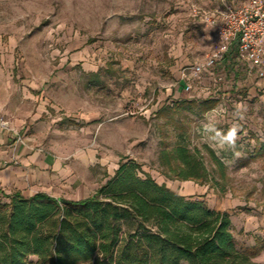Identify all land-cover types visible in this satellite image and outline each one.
<instances>
[{
  "label": "rangeland",
  "instance_id": "374dc122",
  "mask_svg": "<svg viewBox=\"0 0 264 264\" xmlns=\"http://www.w3.org/2000/svg\"><path fill=\"white\" fill-rule=\"evenodd\" d=\"M220 1L0 0L5 120L28 135L41 124L55 148L49 151L77 164L85 194L98 190L122 162L194 200L207 203L215 193L259 202L264 96L248 101L234 93L226 104L214 100L208 108L204 98L174 87L176 46L203 56L215 44V30L193 18L191 6L216 9ZM177 145L204 159L207 183L176 176L171 154ZM9 201L0 193V203Z\"/></svg>",
  "mask_w": 264,
  "mask_h": 264
},
{
  "label": "trees",
  "instance_id": "16d2710c",
  "mask_svg": "<svg viewBox=\"0 0 264 264\" xmlns=\"http://www.w3.org/2000/svg\"><path fill=\"white\" fill-rule=\"evenodd\" d=\"M213 103L204 102L208 108ZM171 158L180 180L208 182L209 167L188 146L177 145ZM138 171L136 164L121 162L80 200L3 194L10 201L0 203V264H262L255 260L257 250L236 244L229 213Z\"/></svg>",
  "mask_w": 264,
  "mask_h": 264
},
{
  "label": "built area",
  "instance_id": "2783aa9c",
  "mask_svg": "<svg viewBox=\"0 0 264 264\" xmlns=\"http://www.w3.org/2000/svg\"><path fill=\"white\" fill-rule=\"evenodd\" d=\"M191 15L215 30V44L203 56L176 46L171 56L177 64L174 87L193 98L221 101L234 93L245 100L262 95L264 80V0H224L223 7L191 6ZM0 130L13 129L0 107Z\"/></svg>",
  "mask_w": 264,
  "mask_h": 264
},
{
  "label": "crops",
  "instance_id": "0c3cea01",
  "mask_svg": "<svg viewBox=\"0 0 264 264\" xmlns=\"http://www.w3.org/2000/svg\"><path fill=\"white\" fill-rule=\"evenodd\" d=\"M220 2L218 9L223 7L224 0ZM176 73L175 80L178 70ZM260 83L264 88V80ZM263 96L264 89L262 95L257 98L261 99ZM228 100L229 98L227 102ZM12 129L11 132L0 130L1 194L12 196L20 193L29 198L37 193H45L69 200H80L91 196V193H84L83 182L75 176L77 164L73 161L67 163L60 153L49 151L55 148L50 147L49 142L42 135L41 124L35 125L36 133L33 135H28L27 131L21 133ZM86 162L89 161L86 159ZM70 192L73 195H70ZM204 193L203 191L202 194ZM211 194L214 198L207 199V206L230 214L231 230L237 245L239 247L245 245L257 250L255 260L264 264V193H261L260 201L256 203L253 200L240 198L235 200L219 197L215 193ZM211 194L208 193V196Z\"/></svg>",
  "mask_w": 264,
  "mask_h": 264
}]
</instances>
